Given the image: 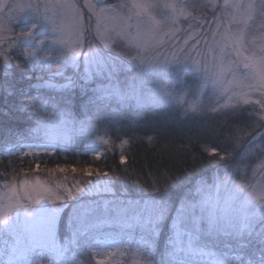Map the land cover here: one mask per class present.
Returning <instances> with one entry per match:
<instances>
[{
  "label": "rangeland",
  "instance_id": "1",
  "mask_svg": "<svg viewBox=\"0 0 264 264\" xmlns=\"http://www.w3.org/2000/svg\"><path fill=\"white\" fill-rule=\"evenodd\" d=\"M75 2L83 16L84 25L91 29L87 33L85 47L83 51L79 48L76 49L77 54L74 63L71 57L66 63L63 59H57L56 53L49 55L46 62L48 66L45 69L48 77L39 78L38 85L74 91L90 100L96 94L94 93L95 89L109 83L104 74H94V66L85 60L86 45L88 41H91L103 55L116 58L115 62L118 64L119 71L112 82L118 83L122 88L130 83H138L142 78L147 82H158L159 88L156 89L158 93L169 91L178 98V101H182V103L178 102L175 106H169L166 103H161L158 106L175 107L183 113L217 109L214 93H217L221 86H214L211 82V75L216 71L213 67V57L211 55L205 58L194 53L195 59L200 62L199 66L190 65L187 70L180 73L179 79L176 78L177 69L175 64L169 65L167 72H160L153 68L144 71L141 77V63L139 60L131 58L136 57L139 53L146 61H152L157 57V54H160L159 58L161 60L164 55H171L174 49L169 41L174 34L182 37L178 47L184 46V39L188 40L189 46L194 45V37L197 36V33L192 32L191 35L185 36L184 32L188 29L187 21L191 16H196L202 25V27L197 28V31L201 34L209 30V25L215 29L219 24L221 32L226 27L235 29L237 25H230L229 21L233 15L236 16L237 21L243 20L246 14L244 9L239 11L231 7L224 9V0H216L215 6L209 7L204 12L194 11L187 6L193 0H103L100 2L90 0L95 5V12H93L86 6L88 0H75ZM121 2L130 5L124 12H118L113 7ZM29 4L41 5L40 16L45 19L49 30L36 37L37 40L44 41L39 47L34 41L29 40L27 43L22 41L21 43H25L24 50L36 52L42 59L47 55L44 49L50 47L51 39L61 35V32L53 31V28L61 25L64 18L63 11L55 6L57 0H0V26L11 29L10 31H0V71H2L4 62L3 52L6 51L12 56L11 64L15 61L17 45H13L12 42L19 35L22 23L24 21L30 22L34 15L32 9L27 7ZM145 4L159 6L144 10L141 6ZM214 15L219 18L218 21L213 19ZM247 23L250 25L247 30L248 46H252L253 39H255L256 45H259L261 43L260 34L264 33V28L260 27L259 21L253 23L252 20H248ZM137 25L140 26L139 30ZM239 26L243 28L244 24L241 23ZM63 38L67 41L69 47H76L77 37L71 28H66L63 31ZM58 47L63 48L64 45H58ZM197 47L203 52H207L203 41ZM247 54L245 52V55ZM232 59H236L235 53H233ZM240 71L245 70L241 67ZM57 72H62V75H53ZM86 72H93V75L88 80L81 79ZM0 77L5 78L2 75ZM68 78L74 80L75 84L64 87L68 84ZM231 79L230 75L225 78V84L222 87L226 91L221 95L219 101L220 105H224V107L217 110L235 106H249L252 111H255V122L252 126L251 135L264 132V127L260 126L264 125V109H261L255 103L260 99L259 94L253 92L244 96L240 88L227 83ZM204 84H206V87L201 88V85ZM149 88H155V84L145 85V91ZM244 92H247V89ZM244 99H248L250 103H244ZM114 102L116 104L111 106L110 103ZM106 103L110 106L79 115H74L65 107L52 108L49 106L41 110L34 109L32 113H39V116H31L29 138L36 139L22 142L16 150L25 153L50 152L55 148L64 149L71 145L79 147L92 155H98L107 144V137L104 133L105 128L101 124H113L122 115L120 112L121 105L116 100L106 101ZM39 104L41 105V103ZM128 105L135 106L134 102H130ZM105 113H118V116L109 118L103 115ZM50 115L53 119L67 121V124L64 125L67 139L61 138L52 144L44 137L43 130L36 131L38 125L41 129L48 126L46 123L41 124L40 118L43 117L45 121H48ZM251 137L247 138L240 146L239 153ZM238 159L239 154L232 164L233 166H235ZM262 160H264V154L257 152L256 155L248 159L244 171L232 175V180L236 184L253 186L264 184V168L259 167ZM59 169L60 167L51 168L48 172L22 174L0 181V213L9 216L7 226L0 224V264L8 259V255L14 249L33 243L35 230L44 218V213H48L53 217L50 243L58 248L65 246L68 248V252L64 254L63 258L56 260V264H62L63 260H71L73 256L79 264H144V261L149 258L146 255L148 248L143 245V241L137 242L129 239L121 241L110 236H93L95 230L103 227L137 229L147 233L149 238L146 239L149 241L154 240L151 248L152 253L157 259L160 258L165 251L167 240L172 234L174 212L169 213L168 217L160 224L159 233L153 237L150 232L151 224L148 222L149 214L143 207L144 201L149 200L152 196L128 194L126 191L117 188L109 175L105 177L103 174L97 173L93 175L84 174L81 177L80 173L73 172L72 169L67 170V172H61ZM228 170L227 172L231 173L232 167ZM217 177L224 179L225 172L215 174L211 180L203 182L212 185ZM24 181L28 183L25 184ZM89 181L92 184H89ZM106 181H111L107 185L111 188V191L97 193L93 190L94 194H87L88 189L93 184L99 183L103 188ZM200 183L198 182L192 190L193 195L197 198H199V195L196 193V188L200 186ZM78 187H83L85 192L77 194L76 188ZM228 187L234 189L235 185L230 182ZM12 188L16 189L15 193L11 191ZM67 189L72 190L73 199H67ZM237 191L241 198L247 197V192ZM220 195L221 197L225 195L223 190H221ZM257 195L264 196V192H257ZM183 197L181 196L173 204V207H178ZM89 202L95 203L89 206ZM132 202H139V204ZM10 203L11 208H9ZM24 207L38 210L40 215H35L34 220L32 217L26 219V214L23 211ZM74 208L80 209V212H74ZM54 209L59 210L50 211ZM119 209H127V211L118 215ZM82 215H86V223L81 222L79 217ZM91 225H96V227H91ZM73 239L76 241L75 244L70 243ZM167 247L171 250L170 245ZM137 249L140 250V255H136ZM41 250L50 253V259L47 262L41 261L40 258L34 260L38 261V264H53L55 259L53 252L48 248H38L36 252L39 253Z\"/></svg>",
  "mask_w": 264,
  "mask_h": 264
},
{
  "label": "snow or ice",
  "instance_id": "2",
  "mask_svg": "<svg viewBox=\"0 0 264 264\" xmlns=\"http://www.w3.org/2000/svg\"><path fill=\"white\" fill-rule=\"evenodd\" d=\"M215 3L216 0H193L187 6L194 11L204 12L209 7H214ZM55 6L63 11L64 18L61 25L53 28V31H59L61 35L51 39L50 47L44 49L47 55L41 59L38 53L28 52L24 48L25 43L29 40L34 41L37 47L42 45L44 41L37 40L36 37L49 30L48 24L40 16V4L27 5L29 9H32L34 15L30 22L24 21L22 23L19 35L12 42L13 45H17L15 49L17 66L20 64V59L23 58L24 63L30 64L31 72L44 71L48 66L46 62L49 55L56 53V58L63 59L66 63L71 57L74 63L77 54L76 49L79 48L83 51L87 33L91 29L84 25L83 16L75 0H57ZM86 6L90 11L95 12V5L90 0L86 3ZM154 6L159 5L145 4L141 7L147 10ZM113 7L118 12H124L130 5L126 2H121ZM223 7L224 9L235 8L237 11L240 9L245 10L246 14L243 20L237 21L236 16L233 15L229 21L230 25H237L235 29L226 27L221 32L219 24L215 29L209 25V30L201 34L197 31V28L202 27V25L196 16H191L187 21L188 29L184 30V32L185 36L191 35L192 32L197 33V36L194 37V45L189 46L188 40L184 39V46L178 47L182 37L174 34L169 41L174 49L171 55H164L161 60L159 58L160 54H157L154 60L146 61L138 53L136 57L131 59L139 60L141 63V77L144 71L153 68L160 72H167L169 65L175 64L177 69L176 78L179 79L180 73L187 70L190 65L199 66L200 62L195 59L194 53L205 58L211 55L213 57V67L216 69L211 75V82L214 86H221L218 92L214 93L217 109L224 107V105H220L219 101L221 95L226 91L222 86L225 84V78L229 75L232 79L227 83L229 85L234 84L240 88L244 96L253 92L258 93L260 99L255 101V103L261 109H264V33L260 34L261 43L256 45L255 39H253L251 47L248 46L247 37V30L250 27L247 23L248 20H252L253 23L259 21L260 27L264 28V0H247V2L245 0H224ZM213 19L215 21L219 20L215 15ZM18 23L20 22L18 21ZM241 23L244 24L243 28L239 26ZM139 27L137 25L138 30ZM66 28H71L76 34L77 44L75 48L69 47L67 41L63 38V31ZM10 30V28L6 29L0 26V31ZM22 41L25 43H21ZM201 41L207 48L206 53L197 47ZM58 45H64V47L61 48ZM86 46L85 60L94 66V74H104L106 79L109 80L108 84L94 90L96 94L90 98L89 103L98 104L102 101L106 102L114 99L121 106H127L130 102H134L137 108L145 106L155 107L161 103H166L169 106H175L178 102L182 103V101H178V98L172 92L164 91L158 93L156 90L159 88L158 82H147L141 78L138 83H130L123 88L118 83H113L112 81L116 78V73L119 71L118 64L115 62L116 58L103 55L91 41H88ZM245 52L248 54L245 55ZM233 53H235L236 59H232ZM2 55L4 62L0 75L9 77L11 75L9 68L12 63V56L6 51ZM241 67L245 71L241 72ZM53 75H62V72H57ZM92 75L93 72H86L81 79L88 80ZM39 78L42 79V77ZM25 79L30 80L32 76L26 74ZM149 83L155 84V88H149L145 91V85ZM74 84L75 81L68 78V84L64 85V87ZM12 87L13 85L8 80H0V91L11 94L10 89ZM204 87H206V84L201 85V88ZM245 89H247V92H244ZM21 95L27 96L28 93L22 91ZM33 99L35 98L33 97ZM244 103L247 104L250 101L244 99ZM29 115L39 116V113H29ZM103 115L115 118L118 113H105ZM40 123H46L48 126L41 129L38 125L36 131L40 132L43 130L44 137L50 143L54 144L61 138H68L64 132V125L67 124V121L53 119L50 115L48 121L41 117ZM260 126L264 127V125ZM212 152L215 154L216 149H212ZM257 152L264 154V132L252 135L251 139L243 145L235 166L232 165L231 158L226 160L224 156H221L220 159L225 161V178L220 179L217 177L212 185H207L201 181L200 186L196 188L199 198L189 190L180 200L178 207H173L167 193H162L160 188L153 184L154 195L143 203L144 209L149 214L148 222L151 224L150 232L152 236L155 237L159 233V226L168 217L169 213L174 212L175 215L172 217V234L169 236L165 251L159 259L151 251L154 240L149 241L142 237L143 245L148 248L146 255L149 257L144 261V264H264V196L257 195V192H264V184L258 186L244 185L236 184L232 180V175L244 171L247 167L248 159L256 155ZM123 160L124 158L121 157L122 162ZM36 167L38 169L39 165L37 164ZM229 167H232L231 173L227 172ZM259 167L264 168V160L261 161ZM59 171L64 172L65 169L60 168ZM72 171L75 172L76 169L73 168ZM84 171L87 175H91V170L85 169ZM103 175L107 177L108 174L104 173ZM230 182L235 185L234 189L228 187ZM24 183L27 184L28 182L24 181ZM88 183L92 184L91 181ZM110 183L111 181H106L103 188H101L99 183L93 184L88 189L87 194H94L93 190L97 193L100 191H111V188L107 186ZM221 190L225 193L223 197L220 195ZM237 190L247 192V197L241 198ZM11 191L15 193L16 189L12 188ZM66 191L67 199H73L72 190L67 189ZM84 192L85 189L83 187L76 188L77 194ZM57 198L63 199L62 197ZM92 203L95 202H89V206ZM132 203L139 204V202ZM11 207L10 203L9 208ZM23 211L26 214V219L32 217L34 220L35 215H40L38 210L30 207H24ZM73 211L80 212V209L74 208ZM126 211L127 209H119L118 215ZM43 216L44 218L40 222L39 227L35 230L33 243L14 249L3 264H38V261L33 259V254L36 253L38 248H48L53 252L55 256L53 264H56V260L63 258L64 254L68 252V248L66 246L58 248L50 243L53 217L48 213H44ZM79 218L82 223L87 222L86 215H82ZM0 224L7 226L9 224V216L0 213ZM91 227H96V225H91ZM70 243L75 244V239L71 240ZM168 245L171 246V250L167 247ZM136 255H140L139 249L136 250ZM62 264H79V262L73 256L71 260H63Z\"/></svg>",
  "mask_w": 264,
  "mask_h": 264
},
{
  "label": "trees",
  "instance_id": "3",
  "mask_svg": "<svg viewBox=\"0 0 264 264\" xmlns=\"http://www.w3.org/2000/svg\"><path fill=\"white\" fill-rule=\"evenodd\" d=\"M14 59L11 75L0 77L13 85L11 94L0 91V181L57 167L66 172L75 168L83 177L84 170L89 169L92 175L107 173L117 188L131 195L153 196L155 184L174 204L189 190L192 192L198 182H208L213 175L223 174L225 161L220 157L231 158L233 164L240 146L252 136L255 111L247 105L185 113L175 107L127 105L120 107L122 115L113 124H101L107 144L98 155L71 145L50 152H21L16 150L19 145L33 139L29 138L32 116L29 113L34 109L65 107L79 115L116 103L92 104L86 96L74 91L38 85L39 77H48L46 70L31 72L30 64L24 63L23 58L19 66L17 55ZM26 74L32 79H25ZM22 91L28 95H21ZM212 149H216L215 154ZM93 236L137 242L143 241L142 237L149 238L137 229L112 227L99 228ZM33 256L43 262L50 259L45 250Z\"/></svg>",
  "mask_w": 264,
  "mask_h": 264
},
{
  "label": "water",
  "instance_id": "4",
  "mask_svg": "<svg viewBox=\"0 0 264 264\" xmlns=\"http://www.w3.org/2000/svg\"><path fill=\"white\" fill-rule=\"evenodd\" d=\"M95 1L100 2V1H103V0H95Z\"/></svg>",
  "mask_w": 264,
  "mask_h": 264
}]
</instances>
